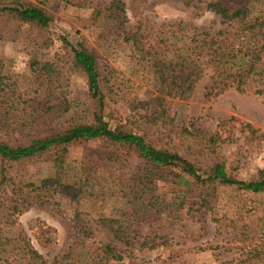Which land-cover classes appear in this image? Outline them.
<instances>
[{"label": "rangeland", "instance_id": "rangeland-1", "mask_svg": "<svg viewBox=\"0 0 264 264\" xmlns=\"http://www.w3.org/2000/svg\"><path fill=\"white\" fill-rule=\"evenodd\" d=\"M28 1L41 6L50 19L38 27L0 18V94L16 102L0 128V141L17 144L26 138L17 130L37 101L43 103L41 109L55 105L49 112L55 118L39 128L91 121L97 106L87 93L85 74L71 64L67 41L81 43L95 55L101 112L110 128L177 152L198 173L215 161L237 180L264 172V96L232 87L205 95L206 67L186 97L169 96L155 83L152 59L145 53L152 47L157 58L168 59L171 30L264 31V0H120L125 19L110 15L111 0ZM209 2L240 8L241 16L222 18ZM43 67L48 76L40 78ZM25 125L23 129L32 130L28 121ZM211 134L219 136L212 153L203 145ZM3 165L14 181L26 185L3 196H25L29 203L1 231L19 232L48 261L264 264V191L217 183L197 186L174 210V205L162 204L173 196L171 184L139 183L136 177L146 168L144 161L104 139L69 143ZM74 224L87 227L89 234L77 236ZM118 225L121 238L111 241L106 227ZM125 240L130 245H123ZM108 241L121 252V260L99 259L100 246Z\"/></svg>", "mask_w": 264, "mask_h": 264}, {"label": "trees", "instance_id": "trees-1", "mask_svg": "<svg viewBox=\"0 0 264 264\" xmlns=\"http://www.w3.org/2000/svg\"><path fill=\"white\" fill-rule=\"evenodd\" d=\"M183 1L185 4L189 2V0ZM42 2L43 0H38L39 4ZM110 6L112 7L110 12L112 17L125 19L123 4L120 0H111ZM207 6L219 13L222 18L241 16L240 8L225 9L220 6L219 2H209ZM0 18L13 19L19 24L28 23L38 27L46 26L50 19L41 6L28 0H0ZM186 31L171 30L169 32V39L173 40L169 41L166 46V49L171 52L168 59L157 58V52L151 50L152 47L145 50V53L150 54L152 59L150 63L155 83L163 93L178 98L186 97L194 82L200 77L202 68L206 67L209 71V84L205 88V95H215L225 88L232 87L237 91L249 90L254 94L264 96V31L216 30L212 33L209 31L192 30L190 33ZM65 44L71 52L72 66L85 74L87 93L96 104L97 111L92 112L90 122H75L58 129L48 126L39 128L55 118L49 114L55 105L41 109L43 103L37 101L34 103L36 107L20 123L22 128L17 130L18 134L26 138L17 144L0 141V188L4 189L3 194H0V264H56L54 259L46 260L19 232L6 235L1 231V228L7 229L13 225L15 215L21 211L23 205L29 203L25 196L17 199L7 195L3 196L5 192L17 194L22 187L26 186L25 183L20 184V180L14 181L3 164L20 162L59 146L64 147L69 143L104 139L111 144L133 151L135 156L146 164V168L142 169V173L138 174L136 180H140L139 183L143 184L156 181L171 184L173 196L162 200V204L174 205V210L180 208L185 198L190 197L193 187L197 186L217 183L235 186L250 192L264 191V172L262 170L258 172L255 179L237 180L226 175L222 162L215 161L198 173L199 168L177 152L156 148L142 135L119 127L110 128L101 112L103 95L99 88V74L93 51L81 43L72 45L65 41ZM41 70L44 75L40 78L47 77L46 69L43 67ZM184 72V76L180 77V74ZM46 81H49V78ZM3 96L0 94V128L6 126L8 112L16 105L15 99ZM27 121L33 125L32 130H25ZM260 136H264V134H260ZM218 137L216 134L206 137L203 145L208 152H214L212 143ZM53 161L54 164H57L60 160L55 158ZM29 185L32 183L29 182L27 186ZM74 228L77 236L81 234L82 237H85L89 234L87 227L74 224ZM106 228L111 235V241L121 238L120 235L123 232L119 225ZM44 241L49 240L45 239ZM80 241L82 243V240ZM111 241L100 246L99 259L104 262L122 259L121 252L115 250ZM122 243L130 245V242L126 240Z\"/></svg>", "mask_w": 264, "mask_h": 264}]
</instances>
